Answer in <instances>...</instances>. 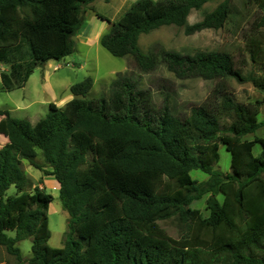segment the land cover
Here are the masks:
<instances>
[{
    "label": "trees",
    "instance_id": "1",
    "mask_svg": "<svg viewBox=\"0 0 264 264\" xmlns=\"http://www.w3.org/2000/svg\"><path fill=\"white\" fill-rule=\"evenodd\" d=\"M94 1L0 0V64L9 66L0 75L3 91L24 88L37 67L72 55L82 7ZM211 1L137 0L101 39L112 56L132 58L140 73L164 67L180 80L217 82L189 115H176L167 102L158 107L151 90L121 74L109 96L87 98L91 77L73 85L74 99L61 108L51 103L36 124L0 110V135L8 139L0 149V247L20 257L16 245L30 240L32 264H264V139L243 140L260 127L259 109L238 103L227 89L229 80L250 81L264 93V74L243 78L229 51L185 55L156 44L146 54L139 48L141 36L164 26L190 36L222 29L236 17L248 21V5L256 3L263 15L244 41L253 63L264 65V0H239L242 10L225 0L190 24V14ZM225 116L232 117V136L221 134ZM221 144L231 153V174L215 170ZM24 160L59 185L70 217L62 248L48 245L54 197L29 190ZM194 170L209 180L199 184ZM206 194L204 218L189 206ZM176 216L187 225L184 239L159 226Z\"/></svg>",
    "mask_w": 264,
    "mask_h": 264
},
{
    "label": "rangeland",
    "instance_id": "2",
    "mask_svg": "<svg viewBox=\"0 0 264 264\" xmlns=\"http://www.w3.org/2000/svg\"><path fill=\"white\" fill-rule=\"evenodd\" d=\"M137 0H95L83 6L81 15L83 24L76 34L75 52L64 60L50 61L45 66L37 67L24 88L11 92L3 91L0 76V110L8 111L13 118L26 119L36 124L43 119L51 103L64 107L74 99L70 88L91 77L94 86L87 96L88 99L109 96L111 83L119 74L128 76L137 81L141 88L151 90L155 104L160 107L168 103L178 116L189 115L191 110L205 102L214 90L217 82L202 79L180 80L166 68L159 67L154 72L143 74L135 67L132 58H116L101 46L102 37L110 31L113 24ZM225 0H214L203 6L199 11H193L188 21L190 24L201 21L206 13L215 10ZM239 10H242L239 0H230ZM251 10L248 21L235 18L226 27L219 30H204L194 35H186L184 28L164 26L153 32L143 35L139 40V48L146 54L152 51L156 44L165 50L185 55L195 54L197 51H229L235 57V64L243 78L250 79L264 74V65L253 63L250 54L245 48V35L254 34L253 24L262 17V11L256 3L248 5ZM264 35V28L261 29ZM259 29L258 32H261ZM9 66L0 64L1 73H7ZM227 89L241 104H256L259 109L258 121L260 127L256 132L246 135L243 140L253 141L256 138L264 139V93L257 89L252 82H238L229 80ZM1 119V118H0ZM231 116L222 120V135H229L228 127L232 123ZM6 145L0 135V149ZM261 146H255L254 153L258 155ZM220 160L215 170L226 175L231 174V153L224 144L220 145ZM37 161L44 164L43 158ZM23 170L31 181L32 191L39 187L45 193L51 194L54 201L48 209L49 229L51 238L48 245L51 248H62L65 235L68 231L69 214L63 209L59 197V185L54 177L34 169L28 161H23ZM47 171L51 168L47 167ZM192 178L199 184L205 183L210 176L201 170L191 172ZM10 192H14L11 189ZM211 194L202 196L193 201L189 208L199 210L204 218L209 217L207 201ZM222 203L223 197L216 196ZM159 226L173 239L188 237L187 225H183L179 217L159 222ZM14 236V233H8ZM16 247L20 250V257L9 254L4 247H0V264H32L31 241L19 242ZM247 255H250L247 253ZM262 251H257L255 257H260Z\"/></svg>",
    "mask_w": 264,
    "mask_h": 264
},
{
    "label": "crops",
    "instance_id": "3",
    "mask_svg": "<svg viewBox=\"0 0 264 264\" xmlns=\"http://www.w3.org/2000/svg\"><path fill=\"white\" fill-rule=\"evenodd\" d=\"M1 118V117H0ZM2 119V118H1ZM0 119V120H1ZM3 137V139H5V141H6V143L8 142V139L6 138V137H4V136H2Z\"/></svg>",
    "mask_w": 264,
    "mask_h": 264
},
{
    "label": "water",
    "instance_id": "4",
    "mask_svg": "<svg viewBox=\"0 0 264 264\" xmlns=\"http://www.w3.org/2000/svg\"><path fill=\"white\" fill-rule=\"evenodd\" d=\"M73 40H74V42L76 43V42H77V37L74 36V37H73Z\"/></svg>",
    "mask_w": 264,
    "mask_h": 264
}]
</instances>
